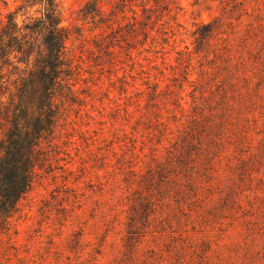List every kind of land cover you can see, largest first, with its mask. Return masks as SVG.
Instances as JSON below:
<instances>
[{"label":"rangeland","instance_id":"rangeland-1","mask_svg":"<svg viewBox=\"0 0 264 264\" xmlns=\"http://www.w3.org/2000/svg\"><path fill=\"white\" fill-rule=\"evenodd\" d=\"M60 3L77 98L0 264H264V0Z\"/></svg>","mask_w":264,"mask_h":264},{"label":"trees","instance_id":"trees-1","mask_svg":"<svg viewBox=\"0 0 264 264\" xmlns=\"http://www.w3.org/2000/svg\"><path fill=\"white\" fill-rule=\"evenodd\" d=\"M214 23L205 26L209 33L204 36ZM71 34L60 0H16L12 9L0 11V122L7 125L0 138V235L10 230L19 202L34 185L36 170L47 161L41 145L54 136L61 108L76 102L68 56ZM14 59L33 61L12 90L6 76ZM133 222L129 246L139 242Z\"/></svg>","mask_w":264,"mask_h":264}]
</instances>
